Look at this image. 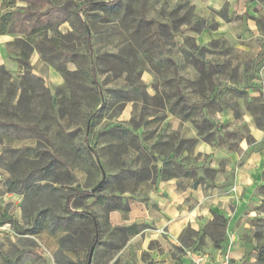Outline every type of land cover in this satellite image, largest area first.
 <instances>
[{
    "label": "rangeland",
    "instance_id": "374dc122",
    "mask_svg": "<svg viewBox=\"0 0 264 264\" xmlns=\"http://www.w3.org/2000/svg\"><path fill=\"white\" fill-rule=\"evenodd\" d=\"M51 1L69 7L71 23H51L30 42L41 53L14 43L22 36L8 33L9 24L4 28L0 264H86L93 239L90 219L64 213L65 198L78 191L90 194L74 199L71 209L94 214L99 225L92 264H155L154 256L161 258L164 249L154 239L148 241L153 230L141 221L124 222L129 205L148 204L143 179L150 180L151 173L156 178L154 157L143 144L145 132H140L145 102L152 106L148 113L160 121V106L169 104L160 97L145 100L143 75L149 74V85L157 93L175 94L181 104L193 103L201 134L196 142L215 148L211 155L198 151L191 156L196 168L188 169L187 155L173 167L180 184L197 179L204 189L220 186L232 193L237 165L254 143L244 119L251 117L255 126L264 128V0H200L203 8L190 0H119L114 6L101 4L112 0ZM76 10L92 37L99 88L88 73L85 32ZM49 39L54 47L47 45ZM237 97L245 101L244 112L238 109ZM125 108L129 113L124 121ZM235 133L249 146L236 163L239 147L227 141V135ZM169 139L173 153L178 152L179 138ZM263 147L261 142L255 148ZM153 150L168 156L157 145ZM260 182L253 188L255 199L242 205L228 202V211L238 209L229 221L214 209L202 229L186 227L179 246L171 249L169 264H194L196 256L219 264L235 241L248 259L242 264H258L264 247Z\"/></svg>",
    "mask_w": 264,
    "mask_h": 264
},
{
    "label": "crops",
    "instance_id": "0c3cea01",
    "mask_svg": "<svg viewBox=\"0 0 264 264\" xmlns=\"http://www.w3.org/2000/svg\"><path fill=\"white\" fill-rule=\"evenodd\" d=\"M190 2L196 7H204L200 4V0H190ZM13 3L12 5L4 6L2 0H0V13L12 12L15 7L25 6V3L20 0H13ZM220 3H230V0H222ZM207 7H209V4ZM6 42L7 36L5 34L0 35V49L2 44ZM147 75L149 76L148 73H145L142 78V83L145 86V100L153 101L157 97H160L165 102L168 100L169 104L160 106V111L162 112V121H160L157 115L148 113L151 111L152 106L146 105L145 102L146 119L144 125L140 128V132H145L143 144H145L148 152L151 151L150 153L155 158L152 159L151 166L156 169V178L153 180V173H151L150 180L147 178L143 179V189L149 193L148 204L136 202L129 205L127 219H124V222L135 223L141 221L153 230V235L148 241L154 239L164 249L161 258L158 255L154 256L155 264H158L159 261L160 263L168 261L167 263L169 264V261H172L170 255L171 249L173 246H179L178 240L186 227L193 230L202 229L204 221L211 216L210 211L214 209H217L218 213L224 215L229 221V218L235 217L238 211V209L234 212L228 211V202L230 200H237L239 205H242V203L249 201V199H255V195L253 194V188L256 186L255 182L261 181L260 184L264 185V180L262 179L264 175V147L255 148L259 143L264 142V128L262 130L255 126L251 117L244 119L243 125L247 127V134L254 143L247 156L237 165L238 172L236 173L235 187L232 193L227 194V188L220 190L218 188L220 186L204 189L197 179L193 184L183 186L179 182V175H176V172L172 171L173 167H179L181 159L187 155L191 162L188 169H192L193 164L195 165L196 163H194L195 158L192 162L191 156L195 157L198 151L204 156L211 155L215 148L207 142L199 141L203 143L199 145L196 142L200 140L201 134L195 126L193 103L188 105L184 103L185 100H182L183 104H181L182 98L180 99L175 94L157 93L149 85L151 77L149 76L148 79L146 78ZM183 96L190 103V100L187 99V94L185 93ZM237 98L235 102L238 109L244 112L245 101L241 97ZM180 110H184L185 113L183 115L180 114ZM128 113L129 110L127 108L123 109L121 116L124 117V121L127 117L125 114ZM210 114L206 113L208 116ZM221 116V113L218 112L216 118L220 120ZM171 136L179 138L178 143H180V146L178 152L173 153L169 139ZM228 140L232 145L237 144L239 147L240 155L233 160L236 163L241 158V154H244L249 149V146L242 136L236 133L228 134ZM154 145H157V148L164 149V152L168 151V156L165 157L164 153L160 154L154 151ZM186 145H188L187 149H185ZM191 147H193L192 155ZM181 166H186V162L181 163ZM195 176H197L196 173ZM247 210L248 207L246 208V212ZM113 216L120 220L118 215L115 214ZM152 252L153 250L150 251V253ZM243 254L244 249L239 242L235 241L228 246L225 257L229 259V264H242L244 260L248 261V259L244 258ZM158 258L162 260H157ZM203 264H213V261L210 257L205 258Z\"/></svg>",
    "mask_w": 264,
    "mask_h": 264
},
{
    "label": "trees",
    "instance_id": "16d2710c",
    "mask_svg": "<svg viewBox=\"0 0 264 264\" xmlns=\"http://www.w3.org/2000/svg\"><path fill=\"white\" fill-rule=\"evenodd\" d=\"M23 3L27 4V7H15L12 12L0 13V35L7 34L4 32V28L6 24H9L10 30L8 33L10 34H19L22 37L16 38L14 43L24 46L27 51L36 50L41 53L38 45L31 46L30 42H33L37 39L40 34L45 33L46 29L50 27L51 23H57L56 26H59L62 23H71L69 16L67 15L69 12V7H65L64 5L58 4L55 5L51 0H20ZM119 0H112L109 2H102L101 4L106 6H114ZM4 6L12 5L13 0H2ZM14 4V3H13ZM91 4V3H90ZM34 8V9H33ZM74 16L78 20V24L85 32V44H86V55L87 59H89L88 73H90V78L95 87H98L97 77L95 73V65L93 62V50L94 44L92 41V37L90 31L87 29L86 24L82 21L81 16L79 15V10L73 11ZM261 20L256 21V25L261 28L260 25ZM12 29V30H11ZM44 41L47 40L46 36L43 38ZM54 41L49 39L47 41V45L49 47H54ZM20 64L23 66L26 65L25 60L21 59ZM0 70L1 69L0 67ZM99 88V87H98ZM90 194L89 191H81L78 193L71 194L65 198L64 205V213L67 216H79L81 214H85L90 219L91 228L93 231V239L92 245H95L97 240L100 237L99 225L94 214L83 212V211H73L71 209V202L78 198V196L84 197ZM185 231V230H184ZM259 250L257 263L260 264L264 262V247ZM90 250V249H89ZM88 256V254H87ZM87 256H86V264H87Z\"/></svg>",
    "mask_w": 264,
    "mask_h": 264
},
{
    "label": "built area",
    "instance_id": "2783aa9c",
    "mask_svg": "<svg viewBox=\"0 0 264 264\" xmlns=\"http://www.w3.org/2000/svg\"><path fill=\"white\" fill-rule=\"evenodd\" d=\"M204 260L202 257L196 256L194 264H203ZM219 264H229V259L224 258V260Z\"/></svg>",
    "mask_w": 264,
    "mask_h": 264
},
{
    "label": "water",
    "instance_id": "95a60500",
    "mask_svg": "<svg viewBox=\"0 0 264 264\" xmlns=\"http://www.w3.org/2000/svg\"><path fill=\"white\" fill-rule=\"evenodd\" d=\"M100 185V184H99ZM98 185V186H99ZM97 186V187H98ZM96 190V188L95 189H93V191H95ZM95 245H92V247L90 248V250H89V252H88V256H87V264H92V257H93V254H94V250H95Z\"/></svg>",
    "mask_w": 264,
    "mask_h": 264
}]
</instances>
